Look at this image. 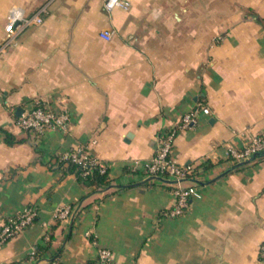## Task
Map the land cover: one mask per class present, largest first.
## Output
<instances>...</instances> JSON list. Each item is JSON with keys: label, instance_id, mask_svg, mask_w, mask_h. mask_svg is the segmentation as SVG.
I'll list each match as a JSON object with an SVG mask.
<instances>
[{"label": "crops", "instance_id": "obj_1", "mask_svg": "<svg viewBox=\"0 0 264 264\" xmlns=\"http://www.w3.org/2000/svg\"><path fill=\"white\" fill-rule=\"evenodd\" d=\"M125 1L0 0V45L11 6L42 18L0 51V226L24 205L37 210L0 244V264H84L99 246L121 264H255L264 157L234 167L226 148L264 132V0ZM36 100L65 106L68 128L21 129ZM190 111L196 121L176 131L171 155L194 168L185 183L201 194L164 216L172 187L142 163L160 129ZM79 146L106 162L111 185L90 192L53 166Z\"/></svg>", "mask_w": 264, "mask_h": 264}, {"label": "built area", "instance_id": "obj_2", "mask_svg": "<svg viewBox=\"0 0 264 264\" xmlns=\"http://www.w3.org/2000/svg\"><path fill=\"white\" fill-rule=\"evenodd\" d=\"M128 2L125 0H104L106 10H111L117 6L126 7ZM42 18L38 12L32 15H25L23 9L19 6H11L6 22L4 24L5 37L0 45V51H4L6 44L9 42L16 30L26 23H39ZM104 39H109L112 30L102 29L99 32ZM196 121L195 111L184 113L179 123L167 129H160L154 153L143 161L142 167L146 175L160 176L167 180L171 185L174 194V202L171 206L163 209L161 214L164 216H177L182 214L189 205L193 197L200 196L201 192L194 182L185 183V181L194 175V168L191 165L178 163L171 155L172 144L176 131L184 128ZM17 124L23 130L43 132L52 127L62 129L68 128L69 113L65 106L52 108L40 100H36L33 107L23 111L17 117ZM264 150V132L252 134L243 139L241 144H230L226 148V157L237 162L247 158L256 151ZM64 154L70 153L72 158L83 163L85 173L92 166L98 165L101 171L107 169L106 162L94 154L90 153L87 148L79 146L63 151ZM70 212V206L59 208L55 216L65 218ZM37 216V210L32 205H24L20 211L12 217L7 218L0 226V244L17 234L25 226L31 223ZM45 238H49L45 233ZM34 250L32 251L33 254ZM49 264H63L58 259L50 261ZM84 264H121L114 260L111 250L105 246H99L97 249L96 259ZM255 264H264V238L260 242L258 257Z\"/></svg>", "mask_w": 264, "mask_h": 264}, {"label": "trees", "instance_id": "obj_3", "mask_svg": "<svg viewBox=\"0 0 264 264\" xmlns=\"http://www.w3.org/2000/svg\"><path fill=\"white\" fill-rule=\"evenodd\" d=\"M4 132V140L8 144H12L18 141L9 131L2 129ZM261 157H264L261 156ZM258 157L256 159H259ZM52 164L56 168L60 169L63 173H74L77 179L88 186H91V191L99 190L101 188L111 185V179L108 176V169L101 171L98 165L92 166L90 170L85 173V167L83 163L76 161L72 158L70 153L64 154L63 152L54 154L52 157ZM45 246L38 245L37 251H41ZM36 251H34L35 253ZM91 262V261H89Z\"/></svg>", "mask_w": 264, "mask_h": 264}, {"label": "water", "instance_id": "obj_4", "mask_svg": "<svg viewBox=\"0 0 264 264\" xmlns=\"http://www.w3.org/2000/svg\"><path fill=\"white\" fill-rule=\"evenodd\" d=\"M18 109L19 108H17V111H16L17 113H18ZM263 155H264V150L256 151V152L252 153L250 156H248L247 158L235 162V164L233 166L234 167H240V166L245 165V164H247V163L255 160L256 158L263 156ZM151 177H157V176L151 175Z\"/></svg>", "mask_w": 264, "mask_h": 264}]
</instances>
